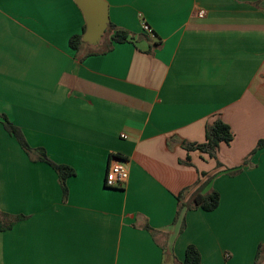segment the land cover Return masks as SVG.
<instances>
[{
	"label": "crops",
	"instance_id": "obj_1",
	"mask_svg": "<svg viewBox=\"0 0 264 264\" xmlns=\"http://www.w3.org/2000/svg\"><path fill=\"white\" fill-rule=\"evenodd\" d=\"M104 1L128 40L75 51L74 0H0V213L26 217L0 232V264H183L189 245L200 264H264V0ZM217 119L233 139L215 159L182 146ZM36 149L72 169L65 196ZM203 183L218 207L175 221Z\"/></svg>",
	"mask_w": 264,
	"mask_h": 264
},
{
	"label": "trees",
	"instance_id": "obj_2",
	"mask_svg": "<svg viewBox=\"0 0 264 264\" xmlns=\"http://www.w3.org/2000/svg\"><path fill=\"white\" fill-rule=\"evenodd\" d=\"M114 29L111 25H108L107 30L105 31L104 34H109L111 33ZM85 32V27L83 29V33ZM75 35L70 38L69 40V46L71 49L77 51L79 47L83 44H85L82 41V35ZM129 34L125 31H121L116 29L114 31V35L111 38V42L113 43H124L128 40ZM112 44L110 43L109 46L107 47L106 51L111 50ZM4 129L11 135L13 136L19 146L26 151L27 153H30L32 149L28 146V144L25 142L24 138L22 137V133L20 130L16 127H14L12 124L9 122L5 121L3 123ZM233 139V134L229 128V126L221 121L220 119H217L212 125H209L206 127V132H205V142L203 144H186L183 143L182 146L187 150V151H192V150H197L200 153L208 155L210 158L215 159L217 150L220 144H230V142ZM264 148V140L260 141L256 147V149L252 152V155L255 153V151ZM36 152H38L39 157L38 161L43 162L53 168L57 175L58 179L62 185L63 191H64V196L66 194V189L64 186V180L73 175V171L71 168L63 165H57L53 163L50 159L45 154L44 149H36ZM189 160V159H188ZM217 166H221L219 163H217ZM202 177L206 176L205 173L201 174ZM217 174H214L210 177H207L204 181V183H208L210 179L214 178ZM199 188L198 191L194 192L192 196L190 197L189 200H184V194L182 193L176 197L177 199V212H176V217L175 221L177 220L178 216L180 215L181 211L185 209L186 211L189 210H197L200 209L204 212H211L215 210L218 207L219 204V195L215 191H210L208 193L202 194L201 190L202 187L205 186V184ZM26 217L24 216H10L6 214H1L0 213V232L2 231H7L11 230L14 225H16L19 221L25 219ZM185 228V223H181L180 227V233L184 230ZM143 229L149 232L150 234L154 233V230L151 229L148 225H144ZM258 250L257 256L259 254ZM201 263V256L197 248L193 245H189L186 248L185 251V258L183 261V264H200Z\"/></svg>",
	"mask_w": 264,
	"mask_h": 264
},
{
	"label": "water",
	"instance_id": "obj_3",
	"mask_svg": "<svg viewBox=\"0 0 264 264\" xmlns=\"http://www.w3.org/2000/svg\"><path fill=\"white\" fill-rule=\"evenodd\" d=\"M83 14L85 32L82 41L96 46L108 28V6L104 0H74Z\"/></svg>",
	"mask_w": 264,
	"mask_h": 264
},
{
	"label": "built area",
	"instance_id": "obj_4",
	"mask_svg": "<svg viewBox=\"0 0 264 264\" xmlns=\"http://www.w3.org/2000/svg\"><path fill=\"white\" fill-rule=\"evenodd\" d=\"M204 15H205L204 11L198 12L199 17H203ZM143 29L147 32H150L148 30V27L145 25L143 26ZM121 138L125 139L126 136L121 135ZM128 178H129V172L126 167V164L122 160L114 159L109 164L105 177V186L111 189L122 188L128 182Z\"/></svg>",
	"mask_w": 264,
	"mask_h": 264
},
{
	"label": "rangeland",
	"instance_id": "obj_5",
	"mask_svg": "<svg viewBox=\"0 0 264 264\" xmlns=\"http://www.w3.org/2000/svg\"><path fill=\"white\" fill-rule=\"evenodd\" d=\"M105 36H106V34H104V35L102 36V39H104V38H105Z\"/></svg>",
	"mask_w": 264,
	"mask_h": 264
}]
</instances>
